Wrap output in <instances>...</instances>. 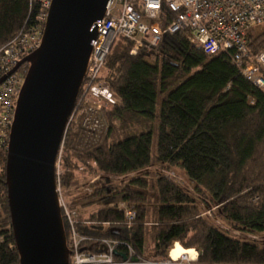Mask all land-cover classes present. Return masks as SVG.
<instances>
[{"label": "trees", "instance_id": "1", "mask_svg": "<svg viewBox=\"0 0 264 264\" xmlns=\"http://www.w3.org/2000/svg\"><path fill=\"white\" fill-rule=\"evenodd\" d=\"M41 1L0 0V45L35 21ZM248 39L253 52H264V27L249 31ZM132 47L133 41L119 37L103 67V78L120 99L108 113L107 130L98 136L75 117L62 143L65 169L104 174L81 203H68L74 210L78 204L103 205L79 216L76 230L89 240L82 248L98 253L96 240L114 239L131 246L137 258L159 263L180 244L198 251L199 264H264V90L242 76L231 54L207 55L188 40L187 31L137 54ZM72 173H64V188L72 186ZM120 202L137 208L131 225L111 206ZM62 218L68 241L70 227ZM122 251L126 247L120 245ZM0 264H20L5 150L0 152Z\"/></svg>", "mask_w": 264, "mask_h": 264}, {"label": "built area", "instance_id": "2", "mask_svg": "<svg viewBox=\"0 0 264 264\" xmlns=\"http://www.w3.org/2000/svg\"><path fill=\"white\" fill-rule=\"evenodd\" d=\"M50 5L51 0L41 1L35 21L27 23L7 44L0 45V78L7 76L19 61L40 47ZM94 27L97 28V37L92 42L83 84L69 120L70 123L75 117L80 118L83 128L90 132L107 130L106 115L119 103L102 76L106 58L119 37L133 41L131 53L137 54L144 48L158 47L169 35L187 31L188 40L199 45L207 55L231 54L242 76L264 90V52H253L248 39L249 31L264 27V0H109L104 18ZM25 65L0 84V146L6 149L16 102L27 74V70H23ZM62 148L63 145L57 158L56 178L61 211L70 227L69 264H176L179 259L190 263L197 261L198 252L194 249L189 250L195 253L194 257L182 254L179 259H173L169 254L170 258L164 262L145 261L137 258L127 243L106 238L94 242L99 245L98 253L84 251L82 244L89 240L76 230L79 214L62 197ZM168 175L178 180L174 173ZM111 206L123 213L128 225L136 220L137 208L134 204L120 202ZM120 245L125 246L126 251L119 252L121 260H115V251L118 252ZM120 254L126 255V259Z\"/></svg>", "mask_w": 264, "mask_h": 264}, {"label": "water", "instance_id": "3", "mask_svg": "<svg viewBox=\"0 0 264 264\" xmlns=\"http://www.w3.org/2000/svg\"><path fill=\"white\" fill-rule=\"evenodd\" d=\"M108 2L51 0L40 47L7 75L29 64L6 149L8 206L20 264H69L56 163L97 37L93 26L104 18Z\"/></svg>", "mask_w": 264, "mask_h": 264}, {"label": "rangeland", "instance_id": "4", "mask_svg": "<svg viewBox=\"0 0 264 264\" xmlns=\"http://www.w3.org/2000/svg\"><path fill=\"white\" fill-rule=\"evenodd\" d=\"M118 101L120 102L119 98H118ZM107 116H108V114L106 115V119L108 121ZM107 123L109 125V121ZM104 131H105V128L102 131L100 130L99 133H96V134L99 136V135L103 134ZM157 141H158V132H156V134L154 136L153 148H152L153 166L151 168V172H152L151 177L154 178V181L156 179V177H155V175H156L155 169L156 168L155 167H157L156 166V164H157L156 163ZM3 150L6 151V148L0 146V152H2ZM60 160L62 161V156H61ZM60 171H61V176H60L61 179H62L64 173H72L71 171H69L68 169H65L62 166V162L60 164ZM171 173H174V172H171ZM72 174H73L74 179H75L72 186L69 188H64L63 186H61L62 197H63V200L67 203V205H68V203L74 202L75 200H79V199H81V201H79L81 203L82 198L85 197L86 194L92 193L93 187H91V185L95 184V183H101V181L103 180L102 178L104 176V174L101 173L100 171H98L97 173H93L92 175L87 174V173H82V171H74ZM175 176L178 179L177 183L183 184L184 186L188 185L186 180L181 175L175 174ZM189 189L192 190L190 185H189ZM80 205L81 204H78V207H77L78 210H76V211L78 212L79 216H80V214H82L83 217L89 216V214L91 212L96 211L103 206L102 204H100V205H95V206L90 207V208H82V206H80ZM207 213H208V211L206 212V214ZM147 245H148V248H151L153 246L152 229L151 230L149 229V232H148ZM169 258H170V256H169ZM181 260L182 259H179L176 262V264L180 263ZM182 261H185V260H182ZM193 263L199 264L197 261L193 262ZM189 264H192V263H189Z\"/></svg>", "mask_w": 264, "mask_h": 264}, {"label": "bare ground", "instance_id": "5", "mask_svg": "<svg viewBox=\"0 0 264 264\" xmlns=\"http://www.w3.org/2000/svg\"><path fill=\"white\" fill-rule=\"evenodd\" d=\"M182 254H192L193 257L196 256L193 251H187L186 249L182 248L179 244L174 246V248L170 252V256L173 259H178Z\"/></svg>", "mask_w": 264, "mask_h": 264}, {"label": "crops", "instance_id": "6", "mask_svg": "<svg viewBox=\"0 0 264 264\" xmlns=\"http://www.w3.org/2000/svg\"><path fill=\"white\" fill-rule=\"evenodd\" d=\"M176 245H177V244H176ZM176 245H175V246H176ZM190 250H192V249H190ZM187 251H189V250H187ZM193 260H194V259H193ZM189 263H190V262H189ZM189 263H188V261H186V260H185V261H182V260H181L180 263H178V264H189ZM191 263L193 264V262H191ZM194 264H195V263H194Z\"/></svg>", "mask_w": 264, "mask_h": 264}]
</instances>
